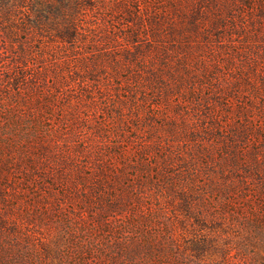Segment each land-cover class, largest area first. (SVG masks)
Listing matches in <instances>:
<instances>
[{"label": "rangeland", "instance_id": "1", "mask_svg": "<svg viewBox=\"0 0 264 264\" xmlns=\"http://www.w3.org/2000/svg\"><path fill=\"white\" fill-rule=\"evenodd\" d=\"M10 4L0 264H264V0H91L76 45Z\"/></svg>", "mask_w": 264, "mask_h": 264}, {"label": "trees", "instance_id": "2", "mask_svg": "<svg viewBox=\"0 0 264 264\" xmlns=\"http://www.w3.org/2000/svg\"><path fill=\"white\" fill-rule=\"evenodd\" d=\"M2 3L10 4L15 3L16 8L7 7L5 10H1L3 20L11 21L12 14L18 11V8H24L28 6L29 11L33 14L32 19L29 21L33 28L38 31L39 34L45 35L47 33L50 37H58L64 43L76 45L79 41L84 39V27L83 16L87 9V3L91 0H0ZM224 6V5H223ZM217 10L221 8L216 6ZM227 12H233L231 5L222 7ZM261 14L264 16V7L260 9ZM7 29V32L5 31ZM0 31L9 35L10 41L13 35L8 26L2 27ZM16 41L13 39V43ZM7 43V50L11 52L9 42ZM19 43V42H18ZM21 49V47H20ZM23 52V50L21 49ZM20 55V54H19ZM14 59V58H13ZM15 60V59H14ZM15 64V62L12 61Z\"/></svg>", "mask_w": 264, "mask_h": 264}]
</instances>
